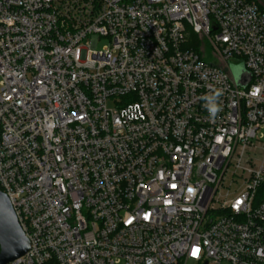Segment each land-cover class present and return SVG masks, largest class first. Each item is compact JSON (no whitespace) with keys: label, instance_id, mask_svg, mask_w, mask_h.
Instances as JSON below:
<instances>
[{"label":"built area","instance_id":"1","mask_svg":"<svg viewBox=\"0 0 264 264\" xmlns=\"http://www.w3.org/2000/svg\"><path fill=\"white\" fill-rule=\"evenodd\" d=\"M263 185L264 2L0 0L10 264H264Z\"/></svg>","mask_w":264,"mask_h":264},{"label":"water","instance_id":"2","mask_svg":"<svg viewBox=\"0 0 264 264\" xmlns=\"http://www.w3.org/2000/svg\"><path fill=\"white\" fill-rule=\"evenodd\" d=\"M238 75L232 73L241 87H247L251 75L245 71L244 66ZM30 250V242L26 237L16 212L9 198L0 190V264H10L23 257Z\"/></svg>","mask_w":264,"mask_h":264},{"label":"rangeland","instance_id":"3","mask_svg":"<svg viewBox=\"0 0 264 264\" xmlns=\"http://www.w3.org/2000/svg\"><path fill=\"white\" fill-rule=\"evenodd\" d=\"M261 1L264 2V0H261ZM90 42H91V40H88L85 42L84 45H87ZM198 42H199V46L203 49L204 54H205L204 56H206L207 60H209L210 62H212L214 64H218V65L221 64V62L219 61V58L217 56H215L213 50L209 47V45H207V43L205 41L199 40ZM107 46H109V42L105 39L100 40L97 43V48L99 50H102V49L106 48ZM241 70H242L241 66L235 67L234 73L236 75H238ZM107 105H108V108L112 109V110L115 109V107H116L115 101H112V100L108 101Z\"/></svg>","mask_w":264,"mask_h":264},{"label":"clouds","instance_id":"4","mask_svg":"<svg viewBox=\"0 0 264 264\" xmlns=\"http://www.w3.org/2000/svg\"><path fill=\"white\" fill-rule=\"evenodd\" d=\"M216 97H213L212 99H211V101H209V103L211 104V105H215L216 104ZM219 111V108L218 107H212L211 108V112H212V114L214 115L216 112H218ZM149 264H150V262H149Z\"/></svg>","mask_w":264,"mask_h":264},{"label":"trees","instance_id":"5","mask_svg":"<svg viewBox=\"0 0 264 264\" xmlns=\"http://www.w3.org/2000/svg\"><path fill=\"white\" fill-rule=\"evenodd\" d=\"M260 196L264 197V185L262 186V188L260 190Z\"/></svg>","mask_w":264,"mask_h":264}]
</instances>
